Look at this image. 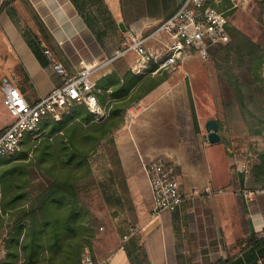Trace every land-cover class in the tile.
<instances>
[{"label":"crops","instance_id":"0c3cea01","mask_svg":"<svg viewBox=\"0 0 264 264\" xmlns=\"http://www.w3.org/2000/svg\"><path fill=\"white\" fill-rule=\"evenodd\" d=\"M181 1L0 0L1 51L9 61L7 76L0 75V86L9 81L26 101L35 102L62 82L43 49H49L53 59L73 74L80 63L99 62L110 56L125 30L143 35L151 31ZM124 59L128 58L94 72V83L105 75L120 77L129 69L121 71L118 67L117 61ZM188 99L186 86H170L162 81L125 109L122 123L109 135L114 145L109 158L116 169L112 171L108 162L103 175L112 181L111 195L118 201L109 205L112 212L106 234L90 239L94 259H108L113 250L120 248V235L127 225H133L136 232L123 247L135 243L148 264H187L189 254L195 255L192 262L211 264L222 256L224 246L230 245L232 253L236 252L237 247L232 245L245 232L264 231V188L254 184L250 172L245 177L234 174L231 163L237 157L224 145L218 129L219 140L215 143L206 139V120L200 124L202 131H194ZM96 101L99 113L91 112L95 121L106 115L97 97ZM78 104L70 106L61 119ZM0 106L5 110L0 112L1 133L12 120L2 103L1 90ZM179 113L183 119H179ZM22 153L17 154L22 158ZM252 157L251 165L256 162ZM156 158L172 162L179 171L184 198L177 209L149 219L152 192L143 163ZM1 163L6 165L7 161L0 162V171L10 167ZM243 190L250 194L243 195ZM10 213L6 214L14 219ZM226 264H264V246L247 249Z\"/></svg>","mask_w":264,"mask_h":264},{"label":"rangeland","instance_id":"374dc122","mask_svg":"<svg viewBox=\"0 0 264 264\" xmlns=\"http://www.w3.org/2000/svg\"><path fill=\"white\" fill-rule=\"evenodd\" d=\"M208 2L227 9L228 26L243 33L253 43L252 46L231 45L230 48H227L226 44L215 46L211 51H208V56L204 60L189 57L183 62L180 69L161 70L154 74L145 72L142 75L150 74L163 77V81L170 86L189 87V109L190 113L192 109L195 114L199 132L203 129L200 126L203 121L209 119L217 121L222 142L237 157V161L231 163V169L234 174L240 176L241 173H236L235 170L237 162H247L251 167L254 160L253 149L264 147V62L258 66L252 63L264 52V0H245L242 3L237 2L236 6H232L231 0H208ZM1 44L2 39H0V75L7 76L9 61L3 57ZM131 61V57L117 61L120 63L118 67L123 71L125 68H129ZM232 75L236 76L240 83L243 105L237 100L230 85V81L233 80ZM1 78L0 80H2ZM4 111V108L0 106V112ZM179 114V119H183L181 113ZM190 118L192 119V115ZM203 139L204 136H201L200 140ZM42 141L43 136H38L35 143L29 148L25 149V145L22 144L17 151L2 159L7 163L6 165L1 163V165H20L22 178L19 180L20 177L17 175L15 183L21 186L19 190L25 194L26 205L44 188L49 174L57 175V173L61 174L65 171V168H62L57 161L53 166L52 159L41 158L39 160ZM52 141L51 137L49 142ZM113 146L107 141H102L94 151L90 152V146L87 145L85 156H82V165L72 167V175L79 188L78 205L83 213V225L88 230V232L82 231L81 237L78 239V242L82 244L81 251L88 250L90 253V245L84 244L85 241L90 242L93 237L99 239L98 235L106 234V226L110 223L108 218L112 212L109 210V205L112 204V207L113 204H117L115 201H118L111 195L112 184L109 182L112 181L103 175L108 162L113 168L112 171L116 169L109 158L114 149ZM18 152H23V158L17 154ZM53 152L56 153V149ZM56 155L60 156V154H54V156ZM172 165L178 179L179 171L176 170L173 163ZM3 218L4 222L0 226V243L13 221L9 214L4 215ZM130 228L135 227L127 225L124 233H128ZM72 247H76L75 242ZM224 247L221 257H225L227 253L232 254L230 245ZM1 254L2 250L0 249ZM60 255L55 258V263L61 259ZM194 256V254L188 255L187 264L200 263L199 261L192 262ZM108 264H148V262L144 258L141 248H138L135 243L128 242V246L116 248L108 255Z\"/></svg>","mask_w":264,"mask_h":264},{"label":"trees","instance_id":"16d2710c","mask_svg":"<svg viewBox=\"0 0 264 264\" xmlns=\"http://www.w3.org/2000/svg\"><path fill=\"white\" fill-rule=\"evenodd\" d=\"M227 31L230 40L216 46H252L253 43L239 30L228 26ZM261 62H264V52L252 63L258 66ZM151 65L153 68L154 65ZM163 79L150 74H134L129 69L120 77L113 74L102 76L95 81L94 94L106 110L105 116L95 121L94 115L83 103H79L60 121L50 118L41 124L38 136L42 135L43 141L39 160L52 159L53 166L57 161L65 171L57 175L49 174L44 188L26 206L22 201L25 194L19 190L21 186L15 183L17 175L19 180L22 178L20 165H12L0 171V226L6 213L11 212L15 216L9 231L1 238L0 264H80L82 244L78 239L82 231L88 230L83 225V213L78 205L79 188L75 184L72 167L82 165L87 145L90 146V152L94 151L102 139L113 145L109 135L122 123L125 109ZM232 79L230 85L237 100L243 105L240 83L236 76L232 75ZM186 87L190 97L189 87ZM191 115L194 131L198 132L192 109ZM38 136L26 134L22 141L24 148L33 145ZM51 137L53 141L49 142ZM54 149L60 156H54ZM253 156L257 161L250 167V176L254 184L264 188V149L254 148ZM74 242L76 247H72ZM84 244L89 246L90 242L87 240ZM263 246L264 231H247L232 245L237 247L236 252L227 253L211 264H226L247 249H259ZM58 255L61 259L55 263Z\"/></svg>","mask_w":264,"mask_h":264},{"label":"built area","instance_id":"2783aa9c","mask_svg":"<svg viewBox=\"0 0 264 264\" xmlns=\"http://www.w3.org/2000/svg\"><path fill=\"white\" fill-rule=\"evenodd\" d=\"M218 1V0H215ZM245 0H231L232 6ZM228 14L210 4L208 0H182L175 11L146 34H135L125 30L120 45L102 61H88L75 67L68 74L61 63L55 61L49 49H43L47 60L55 72L62 76V82L35 102H28L20 91L9 81H4L0 90L2 103L12 117L8 126L0 133V158L8 157L20 148L25 134L32 137L41 133L40 122L51 118L60 120L69 107L83 103L86 108L98 114L92 74L103 66L121 58L131 57L129 70L134 74L156 73L161 70L180 69L189 57L206 59L211 47L228 41ZM151 64L154 65L151 68ZM151 192L152 206L149 219L157 218L164 211L177 209L184 198L172 163L156 158L143 163ZM236 173L246 175L247 162H237ZM243 195L250 192L242 191ZM136 232L130 228L120 238L123 248L128 238ZM80 264H108L107 258L94 259L88 250L80 254Z\"/></svg>","mask_w":264,"mask_h":264},{"label":"water","instance_id":"95a60500","mask_svg":"<svg viewBox=\"0 0 264 264\" xmlns=\"http://www.w3.org/2000/svg\"><path fill=\"white\" fill-rule=\"evenodd\" d=\"M119 27L124 30L123 24L120 22ZM218 123L215 119H209L205 123L206 139L209 143H215L219 140L217 133Z\"/></svg>","mask_w":264,"mask_h":264}]
</instances>
